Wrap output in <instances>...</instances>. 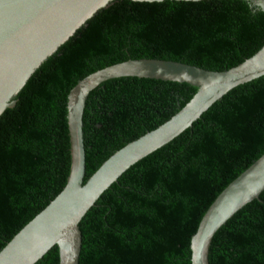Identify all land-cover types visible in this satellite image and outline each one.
Masks as SVG:
<instances>
[{
	"label": "trees",
	"instance_id": "16d2710c",
	"mask_svg": "<svg viewBox=\"0 0 264 264\" xmlns=\"http://www.w3.org/2000/svg\"><path fill=\"white\" fill-rule=\"evenodd\" d=\"M264 44V13L241 0H115L54 54L0 116V249L68 174L66 94L126 60L223 71ZM193 91L122 81L93 94L83 181L113 152L166 121ZM264 153V76L213 103L189 129L136 162L78 223L77 264H190L189 239L214 198ZM208 264H264V191L213 235ZM34 264H58L51 247Z\"/></svg>",
	"mask_w": 264,
	"mask_h": 264
},
{
	"label": "water",
	"instance_id": "95a60500",
	"mask_svg": "<svg viewBox=\"0 0 264 264\" xmlns=\"http://www.w3.org/2000/svg\"><path fill=\"white\" fill-rule=\"evenodd\" d=\"M115 0H0V116L25 93L59 48L98 11ZM136 3L202 0H124ZM264 13V0H241ZM264 76V44L223 71L180 62L126 60L77 80L66 94L68 174L59 193L0 249V264H34L56 247L58 264H77L78 223L100 195L136 162L189 129L227 92ZM139 81L193 91L166 121L109 155L85 180L86 115L98 89ZM264 191V153L214 198L189 239L190 264H208L213 235L237 211Z\"/></svg>",
	"mask_w": 264,
	"mask_h": 264
}]
</instances>
